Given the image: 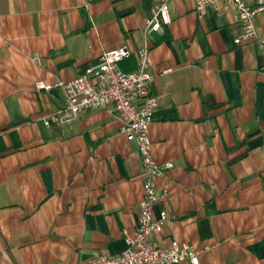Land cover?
Segmentation results:
<instances>
[{"label":"crops","instance_id":"0c3cea01","mask_svg":"<svg viewBox=\"0 0 264 264\" xmlns=\"http://www.w3.org/2000/svg\"><path fill=\"white\" fill-rule=\"evenodd\" d=\"M157 0H0V264H91L126 248L139 219L142 162L110 109L44 124L63 105L37 90L126 46L136 65ZM253 5L256 0H241ZM170 22L148 34L152 156L167 219L154 235L199 250L198 264H264V10L242 44L233 5L172 0ZM178 264H190L182 261Z\"/></svg>","mask_w":264,"mask_h":264},{"label":"built area","instance_id":"2783aa9c","mask_svg":"<svg viewBox=\"0 0 264 264\" xmlns=\"http://www.w3.org/2000/svg\"><path fill=\"white\" fill-rule=\"evenodd\" d=\"M172 0H157L152 15L145 20V45L135 52L136 65L132 70H123L120 62L133 54L126 46L102 52L99 62L83 73L68 81L57 80L54 84L39 80L35 83L37 90L48 91L59 87L63 91V105L50 113L44 124H68L87 109H110L121 122V130L134 137L137 151L142 162L143 193L138 203L139 219L133 236L124 234L126 248L116 255H106L94 251L91 264H178L189 261L198 264L199 250L188 243H179L171 239L162 244L154 235L161 232L167 219L162 210L158 217L153 216V206L160 200L156 192L155 178L170 167L155 162L151 151L149 125L158 108L157 94L151 91L152 74L149 73V38L150 31H162L170 22L168 4ZM194 10L203 16L208 6L220 9L222 2L233 5L236 20L242 31L235 36V44H242L256 37L254 19L264 10V0H256L247 5L241 0H193Z\"/></svg>","mask_w":264,"mask_h":264}]
</instances>
